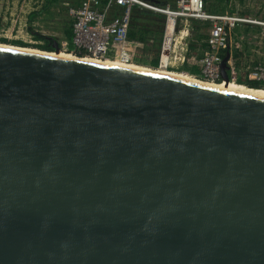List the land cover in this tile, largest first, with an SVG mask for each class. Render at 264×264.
<instances>
[{
    "label": "water",
    "instance_id": "obj_1",
    "mask_svg": "<svg viewBox=\"0 0 264 264\" xmlns=\"http://www.w3.org/2000/svg\"><path fill=\"white\" fill-rule=\"evenodd\" d=\"M0 264H264V95L0 47Z\"/></svg>",
    "mask_w": 264,
    "mask_h": 264
},
{
    "label": "built area",
    "instance_id": "obj_2",
    "mask_svg": "<svg viewBox=\"0 0 264 264\" xmlns=\"http://www.w3.org/2000/svg\"><path fill=\"white\" fill-rule=\"evenodd\" d=\"M133 5L148 8L166 16V25L160 43L158 67L163 65L165 52H168L163 66L165 68L175 61L182 65L186 60V54H192L187 43L176 46V48L178 47L177 50L174 49L177 20L184 24L189 21L208 24L204 40H197L194 48H200L202 43L205 46L198 58L192 56V60L188 64L189 66H197L199 71L196 76L198 75L200 79L206 82L217 84L223 80L220 68L222 54H226V52L231 54L233 49H240L241 43L245 37L247 39V35L262 39L264 46V16L256 18L230 12L211 13L206 11L204 0H176L174 6L167 3L164 7L145 0H108L106 5H103L101 0H77L67 5L70 37L65 36L62 31L60 39L57 41L58 50L69 52L75 56L82 54L95 59H116L124 63L132 62L134 47L140 45L139 41L128 36L129 13ZM110 6L111 11L121 9L122 13L120 11V13H115V17L109 18L107 12ZM170 22L173 31H170L171 33L168 35L167 28ZM241 25L260 27L261 31L236 33L235 30ZM187 34L188 31H186L185 36ZM257 52H262L263 60L261 63L245 68V79L264 83V49L259 51L257 48ZM178 53L179 56L176 55ZM226 64L228 79L236 81L239 69L234 66L230 59L227 60Z\"/></svg>",
    "mask_w": 264,
    "mask_h": 264
},
{
    "label": "rangeland",
    "instance_id": "obj_3",
    "mask_svg": "<svg viewBox=\"0 0 264 264\" xmlns=\"http://www.w3.org/2000/svg\"><path fill=\"white\" fill-rule=\"evenodd\" d=\"M76 1L77 0H0V43L38 48L36 46L42 44L43 42L35 40L32 37V34H30L28 31L29 23L35 32L54 37L55 41L57 42L60 39L62 31L68 30V17L66 12L67 5ZM145 1L160 7H164L167 3H170L171 6L176 4V0ZM101 2L103 5H106L108 0H101ZM204 7L206 11L211 13L230 12L246 14L256 18L259 16H264V0H204ZM41 8H44L43 11L39 14H36L29 21L28 16L30 12L41 10ZM109 8L110 9L107 12L109 18L115 17V13H120V11L122 13L121 9L111 11V6ZM129 20L130 24L135 25V30L138 31L142 36V39L139 40L134 38V40L140 42V45L134 47L132 63H138L154 69H171L178 72L183 71L201 81H204L200 79L198 75L196 76L197 73L188 71V64H190L192 60L191 57L194 56L197 59L203 49V46L200 48H194V45L196 44L197 40H204L208 27L207 23L189 21L187 24H184L182 21L177 20L175 27V37L178 33V30L184 27H186L188 31V34L186 36L184 35L181 42L178 43L177 46L187 43L188 48L192 50V54H186V60L182 65L177 64L175 61V63H171V65L165 68L158 67V64L157 66L152 65L151 60L158 58L159 61L160 43L162 41L163 31L166 25V16L162 13L154 12L148 8L133 5L130 8ZM171 26L172 25L170 22L167 28V34L169 35ZM238 28L241 30L243 29L245 33L248 31L255 33L261 31V28L256 26L250 27L248 25H241ZM239 29L237 30L240 31ZM199 36H202V39L199 38ZM2 39L7 41H1ZM13 41H18L21 43H13ZM248 46L250 47L251 53L254 55H251V53L247 52ZM257 48L259 51H263V40L260 38H253L251 35L248 37L247 35V39L246 37L243 39L240 49H235L236 52L234 55L236 62H234V65L239 69L237 80H244L245 68L247 66H252L262 62V52H257ZM163 55L165 60L166 52ZM176 55L179 56V53ZM242 83L245 84L243 81ZM261 86L262 87L259 88H264L263 84Z\"/></svg>",
    "mask_w": 264,
    "mask_h": 264
},
{
    "label": "bare ground",
    "instance_id": "obj_4",
    "mask_svg": "<svg viewBox=\"0 0 264 264\" xmlns=\"http://www.w3.org/2000/svg\"><path fill=\"white\" fill-rule=\"evenodd\" d=\"M170 31H173L172 26L170 27ZM170 31H169V33H171ZM186 31H187V28L184 27V28L180 29V32L177 33V35L175 37V41H174L176 44V45H174V49L176 48L177 44L181 42ZM0 47H6V48H11V49L36 53V54L65 58V59H74V60H79V61L104 64V65H111V66H117V67L134 69V70L145 71V72H151V73H156V74H160V75H164V76L174 77V78L181 79V80H186V81H191V82H196V83H201V84H206V85L218 86V87H223V88H229V89L246 91V92L264 95V88H253V87L247 86L246 84L238 83V82L231 81V80H228V81L222 80L221 82H219L217 84H213L210 82L201 81V80H199V79L193 77L192 75H190L186 72H183V71L178 72V71L171 70V69H156V68L154 69V68H150L148 66H144V65L134 63V62L133 63L132 62L131 63L130 62L124 63V62H121L120 60H116V59H95V58L88 57V56L78 57V56H75L73 54H70L69 52H65L62 50L44 51V50H41L38 48H33V47L16 46L15 44L12 45V44L0 43ZM167 55H168V52H166V56ZM163 63L165 64L164 55H163Z\"/></svg>",
    "mask_w": 264,
    "mask_h": 264
},
{
    "label": "trees",
    "instance_id": "obj_5",
    "mask_svg": "<svg viewBox=\"0 0 264 264\" xmlns=\"http://www.w3.org/2000/svg\"><path fill=\"white\" fill-rule=\"evenodd\" d=\"M44 8H41V10H37V11H32L30 12L28 18H29V21L36 15V14H39L43 11ZM135 25L133 24H130L129 23V31H128V36L129 38L131 39H142V36L141 34L135 30L134 28ZM28 31L30 32V34H32V37L35 39V40H39V41H42L43 43L36 46L38 48H40L41 50H45V51H54L55 50V47H53V44L55 42V39L54 37H51V36H47V35H43V34H40L38 32H35L31 26H30V23H29V26H28ZM65 36H67L68 38L70 37V30H66L65 31ZM202 36H199V38H201ZM205 38V37H204ZM202 39V38H201ZM200 40V39H199ZM1 41H7L5 39H2ZM13 43H21V42H18V41H13ZM202 46L204 47L205 45L202 44ZM78 56H83L82 54H78ZM225 56V53L222 54V57ZM151 64L154 65V66H157L158 64V58H155L153 60H151ZM164 64L161 66L163 67ZM188 71L192 72V73H198L199 69L198 67L196 66H189L188 67ZM238 83H242V81L249 87H253V88H259V87H262L261 85L264 83L263 82H259V81H256V80H248V79H245V80H236Z\"/></svg>",
    "mask_w": 264,
    "mask_h": 264
},
{
    "label": "crops",
    "instance_id": "obj_6",
    "mask_svg": "<svg viewBox=\"0 0 264 264\" xmlns=\"http://www.w3.org/2000/svg\"><path fill=\"white\" fill-rule=\"evenodd\" d=\"M237 29H239V28H237ZM235 30L236 31V33H241V32H244L243 31V29L241 30V29H239L240 31H238V30ZM252 32V31H251ZM245 33V32H244ZM242 50V49H241ZM236 52V50H233V51H231V54H229V57H228V59H230L231 61H232V63L234 64V62H236V58H235V55H234V53ZM247 52H249V53H251V50H250V47L248 46V50H247ZM233 53V54H232ZM251 55H254V54H252L251 53ZM235 66V65H234ZM236 67V66H235ZM238 69V68H237ZM244 80H245V78H244Z\"/></svg>",
    "mask_w": 264,
    "mask_h": 264
},
{
    "label": "flooded vegetation",
    "instance_id": "obj_7",
    "mask_svg": "<svg viewBox=\"0 0 264 264\" xmlns=\"http://www.w3.org/2000/svg\"><path fill=\"white\" fill-rule=\"evenodd\" d=\"M63 32H65V31H63Z\"/></svg>",
    "mask_w": 264,
    "mask_h": 264
}]
</instances>
